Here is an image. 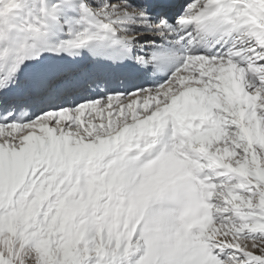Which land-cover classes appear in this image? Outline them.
I'll return each instance as SVG.
<instances>
[{
    "label": "snow or ice",
    "instance_id": "6c2138e0",
    "mask_svg": "<svg viewBox=\"0 0 264 264\" xmlns=\"http://www.w3.org/2000/svg\"><path fill=\"white\" fill-rule=\"evenodd\" d=\"M0 264H264V0H0Z\"/></svg>",
    "mask_w": 264,
    "mask_h": 264
}]
</instances>
